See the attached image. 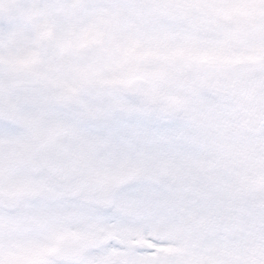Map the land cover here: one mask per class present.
Listing matches in <instances>:
<instances>
[{"label":"snow or ice","instance_id":"obj_1","mask_svg":"<svg viewBox=\"0 0 264 264\" xmlns=\"http://www.w3.org/2000/svg\"><path fill=\"white\" fill-rule=\"evenodd\" d=\"M0 264H264V0H0Z\"/></svg>","mask_w":264,"mask_h":264}]
</instances>
